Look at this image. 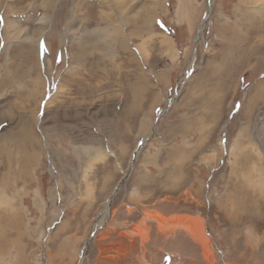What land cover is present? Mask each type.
<instances>
[{
  "label": "rangeland",
  "instance_id": "374dc122",
  "mask_svg": "<svg viewBox=\"0 0 264 264\" xmlns=\"http://www.w3.org/2000/svg\"><path fill=\"white\" fill-rule=\"evenodd\" d=\"M147 1L0 0V264H264V0Z\"/></svg>",
  "mask_w": 264,
  "mask_h": 264
},
{
  "label": "bare ground",
  "instance_id": "6f19581e",
  "mask_svg": "<svg viewBox=\"0 0 264 264\" xmlns=\"http://www.w3.org/2000/svg\"><path fill=\"white\" fill-rule=\"evenodd\" d=\"M149 1V0H148ZM147 1V2H148ZM245 1H247V0H245ZM211 5H212V3H211ZM244 5H247V2H245V4ZM260 14L261 15H263L264 16V9L262 8V9H260ZM246 17H247V19H248V21H250L251 20V23L253 22L252 21V19H251V14L250 15H245ZM208 21H209V16H207V18L205 19V21L202 23V25H201V28H200V33L202 34V32H203V30H204V28L206 27V25L208 24ZM250 23V24H251ZM109 28V27H108ZM116 29L114 28V27H112V28H110V32L111 33H113L114 34V32H116L115 31ZM117 33V32H116ZM128 44V43H127ZM192 224H194V223H192ZM191 224V225H192ZM196 225H197V223H196ZM196 225H194V226H196ZM188 226V225H187ZM199 226V225H198ZM186 227V226H185ZM193 227V226H192ZM187 229L189 228V227H186ZM195 230V229H194ZM189 231V230H188ZM202 231V230H201ZM191 234L194 236L193 238H197L198 240H203V236L202 235H200V233L199 232H197V231H195V232H191ZM202 234V233H201ZM191 235V236H192ZM204 235V234H203Z\"/></svg>",
  "mask_w": 264,
  "mask_h": 264
}]
</instances>
